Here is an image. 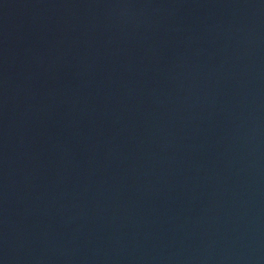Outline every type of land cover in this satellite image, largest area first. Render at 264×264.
<instances>
[{
  "label": "water",
  "instance_id": "1",
  "mask_svg": "<svg viewBox=\"0 0 264 264\" xmlns=\"http://www.w3.org/2000/svg\"><path fill=\"white\" fill-rule=\"evenodd\" d=\"M0 264H264V0H25Z\"/></svg>",
  "mask_w": 264,
  "mask_h": 264
}]
</instances>
